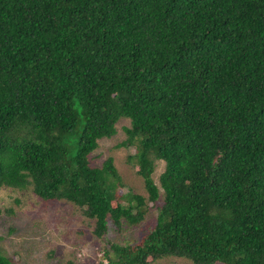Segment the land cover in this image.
I'll list each match as a JSON object with an SVG mask.
<instances>
[{
  "label": "trees",
  "instance_id": "16d2710c",
  "mask_svg": "<svg viewBox=\"0 0 264 264\" xmlns=\"http://www.w3.org/2000/svg\"><path fill=\"white\" fill-rule=\"evenodd\" d=\"M121 118L146 199L88 161ZM2 187L71 203L96 238L160 198L98 264H264V0H0Z\"/></svg>",
  "mask_w": 264,
  "mask_h": 264
},
{
  "label": "rangeland",
  "instance_id": "374dc122",
  "mask_svg": "<svg viewBox=\"0 0 264 264\" xmlns=\"http://www.w3.org/2000/svg\"><path fill=\"white\" fill-rule=\"evenodd\" d=\"M128 120L119 119L115 132L107 138L97 140L96 148L89 154L91 166L98 167L107 158L120 178L116 194L133 193L146 199L141 178L136 173L132 159L134 147H118L124 139L123 127ZM163 162L154 161L151 174L157 185V177ZM125 204V199L122 198ZM146 202V200H145ZM160 198L144 205L142 220L134 225L122 223L115 228L107 222V231L101 238L92 234L93 221L81 214L80 209L61 200L43 201L29 188L23 190L0 188V253L8 257L11 264H98L107 241L121 244L138 243L143 233L155 219ZM149 260V259H147ZM104 262V261H103ZM149 264H191L184 258L163 257Z\"/></svg>",
  "mask_w": 264,
  "mask_h": 264
}]
</instances>
